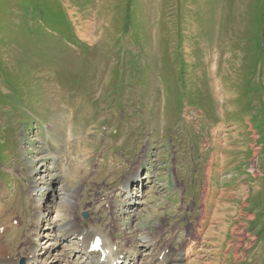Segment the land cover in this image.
Segmentation results:
<instances>
[{"label": "rangeland", "instance_id": "rangeland-1", "mask_svg": "<svg viewBox=\"0 0 264 264\" xmlns=\"http://www.w3.org/2000/svg\"><path fill=\"white\" fill-rule=\"evenodd\" d=\"M55 192L76 207L47 218ZM1 205L15 264L82 258L71 233L29 238L83 213L134 250L159 232L170 264H264V0H0Z\"/></svg>", "mask_w": 264, "mask_h": 264}, {"label": "bare ground", "instance_id": "bare-ground-1", "mask_svg": "<svg viewBox=\"0 0 264 264\" xmlns=\"http://www.w3.org/2000/svg\"><path fill=\"white\" fill-rule=\"evenodd\" d=\"M59 125H60L61 132H63V130L66 129V121H64L63 123H60ZM51 142L52 141L48 139V143H51ZM59 144H61L62 146L64 145V147H66L67 145H69V141H68V139H66V140H63L61 142H58V144L54 143L55 147L62 148V146ZM60 150H62V149H60ZM55 151L59 152L58 149H55ZM58 158L59 159L56 160L57 162L60 161L62 158L64 160H67V158L64 154L62 157L60 156ZM102 164L103 163H101V162L95 163V165H94L96 168L95 170H98V168ZM137 168H139V166ZM93 172L95 173L96 171H93ZM127 176H125L121 180L118 187H122V189H125V190L128 189L129 182L131 181V179H133V177H132V175L129 177H127ZM38 184L39 183L36 182L35 179H33V176H31L30 181L28 182V185H29V189H31L30 194H33L32 199H34V197L37 196L36 194H38V192L43 190V188H41V185L39 186ZM79 189H80V186H79ZM126 193L127 192H125V195H126ZM131 194H133V192ZM102 195H105V194H102ZM106 195H109V194H106ZM13 197H14V195L11 198H13ZM131 198H133V195L132 196L129 195L128 198H126L124 200V202H122V204H125L126 206L131 205L134 202L133 199H131ZM56 199H57L56 203L53 204L51 207H49V210H48L49 214H48L47 218L50 216V213L51 214L56 213V215L61 213L62 211H59L61 208H67L69 205H71L74 208L76 207V201H74L70 195L64 196V197L61 196V198H60V195L56 193ZM35 201H37V202L33 205V209H35L34 211L37 212L39 210V208H38L39 202H40L39 198L37 197L36 199H34L33 203ZM71 202H73V203L71 204ZM105 204L107 205V208L109 207V209L112 211H115L117 209V206H118L115 201H106ZM2 206L3 205L0 206V220H3L4 222H2L0 224V234L4 235L5 233H7L12 228V225H14V224H13V222H11L10 224L8 223V219L4 213L5 209H3ZM36 209H38V210H36ZM45 216L46 215H44L42 217H38L34 221V223L32 224L33 228H31V230H33L32 231L33 233L31 235V237L29 238V244H31V243L35 244V240L37 239V237L39 236V233L42 232L43 229H48L51 237L53 236V232H54V234H55L54 237H56L57 240H65L68 238V236L71 233L72 235L75 236L74 237L75 238L74 244H76L78 246V248L76 249L77 250L76 252L78 254H80L79 256H82V258L79 257V258L75 259L74 261H71L69 259L68 253H66L64 251L62 252L60 249L61 247H59L56 244L55 245L53 244L54 245L53 247H51L52 245L51 246L49 245V247L46 246V247L40 248V249H37V244H36V247H34V251H32V253H30V256L32 258L28 262H26V264H34V263L38 264L40 262L39 261V259H40L39 253H41V252H38V250H41V251L44 250V252H42V254H45L47 251H49L51 254L57 248H58V253L54 255V257H56V258L53 262H61V264H117L119 262L121 264H127V262H129V261H135L136 260L135 256L137 253H139L138 250L145 252L146 250H148L147 248H150V247H154V254H155L154 256H156V260L151 261L150 263L145 262L144 264H170V263H173V261L176 258L178 259V255H182L181 252H179V250H177V248H175L171 244L163 243V244H160L159 246H157V242H159V236H160L159 232H156L154 234L150 233V232L143 233L140 237H138L140 240V243H142V244H140L141 248L134 250L132 248V245L130 242L126 243L127 242L126 241V242L121 243V244L117 243V241H119L117 236H116V234L118 232V227L117 226L113 227V223H112V225H110L109 230L100 229L99 227L96 226V223H95V225L94 224L90 225V223L87 220H83L86 218V214L83 213V214H81L82 220H80V221L77 219H73L74 217H71V218H69L70 220L67 221L66 223H64L63 225H57L56 221H53V219H52V222L49 223L50 224L49 228H46L48 226H45L44 228H42V222L46 218ZM12 220H15V216H12ZM116 220H117V218H116ZM116 220L114 222H116ZM47 224L48 223H46V225ZM202 224L203 223L201 222L196 226L197 227V231H196L197 233H200L202 231ZM51 226H52V228H51ZM54 229H55V231H53ZM199 229H200V232H198ZM46 236L49 237V234ZM50 238H48V239L46 238V239L49 240ZM185 242L186 241L184 240L183 243H185ZM191 243H192V241H191ZM193 243L195 244V241H193ZM45 244L46 243H44L43 245H45ZM96 246L100 247L98 251H95ZM0 250H2V247H0ZM189 252L194 253L193 248L192 249L188 248L186 253L188 254ZM51 255L53 256V253ZM58 255H59V258H58ZM179 259H181V258H179ZM6 260H11V259L9 257L4 256V259L2 258L0 260V264H15V262H13V261L11 262V261H6ZM22 261L20 263L16 262V264H24V262L22 263Z\"/></svg>", "mask_w": 264, "mask_h": 264}]
</instances>
